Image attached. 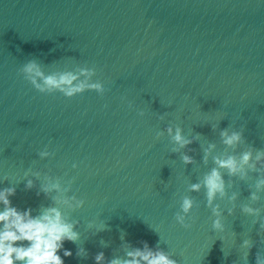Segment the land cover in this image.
Listing matches in <instances>:
<instances>
[{
    "label": "water",
    "instance_id": "water-1",
    "mask_svg": "<svg viewBox=\"0 0 264 264\" xmlns=\"http://www.w3.org/2000/svg\"><path fill=\"white\" fill-rule=\"evenodd\" d=\"M29 61L105 92L42 94L20 72ZM177 129L191 143L176 144ZM225 130L242 132L241 142L226 146ZM245 151L243 173L219 169L225 194L209 205L203 179L214 158L239 163ZM257 151L264 0H0V190L15 188L8 199L21 212L57 207L75 225L79 239L63 246L72 255L58 253L64 264H96L99 253L108 264L145 245L176 264H255L264 254ZM214 207L224 231L212 227Z\"/></svg>",
    "mask_w": 264,
    "mask_h": 264
},
{
    "label": "clouds",
    "instance_id": "clouds-1",
    "mask_svg": "<svg viewBox=\"0 0 264 264\" xmlns=\"http://www.w3.org/2000/svg\"><path fill=\"white\" fill-rule=\"evenodd\" d=\"M20 72L24 74L23 78L42 94L51 95L59 92L70 99L83 94L85 91H95L101 96L105 92L101 82L89 83L82 80L78 84L74 83L77 76L72 72H64L59 76L54 74L45 75L35 61L26 63ZM81 73L85 76H91L94 74V69H81ZM168 131L171 134L172 129L169 128ZM172 138L180 147L191 143L181 135L179 129L176 130ZM241 140L242 132L233 131L231 134L226 130L222 132V142L226 146L238 145ZM41 155H47V153H41ZM252 157L253 153L251 151H245L241 154L239 163L233 156H229L227 159L214 158L217 167L211 169L203 179L209 205L212 204L217 193L221 196L225 194V184L219 169H227L230 175H235L238 172L243 173L244 166L249 165ZM262 158H264V151H257L255 159L260 161ZM183 160L185 163H191V158L188 156H184ZM250 167L255 168V165H250ZM26 186L31 188L32 181L29 180ZM200 187V184L192 185V190L198 191ZM59 188V184L51 185V189L59 190ZM256 188L258 191L264 190V178L257 181ZM49 190V188L44 189V191ZM12 195H15V188L10 187L0 190V204L4 206L3 210H0V264H64V260L58 253L63 249L65 241L75 243L79 239V233L74 231L75 225L67 222L63 217V213L57 207L46 208L35 217L32 216L31 209L21 212L11 205L8 198ZM252 199L256 200L258 197L253 194ZM61 202L69 204L68 200L60 201L57 198V203ZM82 204L83 201H79L77 207ZM69 207H71L70 204ZM192 207L193 201L185 197L181 203L182 211L187 213ZM243 211L250 215H257L259 212L258 209L251 207H245ZM212 212L217 217L213 221V229L224 231V225L219 218L221 213L218 208L214 207ZM176 220L185 228L191 227V225L183 223L184 217L180 214H177ZM243 246L249 250L252 247L249 241H244ZM63 254L65 257L72 255L71 251L66 249H63ZM82 254H84L83 249L80 250L78 255ZM247 255V253L244 255L245 261ZM126 256L127 259L115 258L109 261L108 264H176L175 260L170 259L163 252H153L147 248V245L143 250L135 249L127 252ZM103 261L104 254H97L95 257L96 264H103ZM255 264H264V254L259 251L256 253Z\"/></svg>",
    "mask_w": 264,
    "mask_h": 264
}]
</instances>
